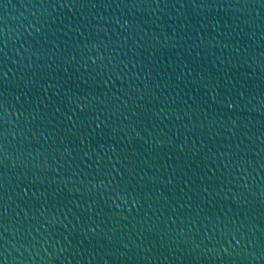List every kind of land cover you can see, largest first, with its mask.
I'll return each instance as SVG.
<instances>
[{"label": "water", "instance_id": "water-1", "mask_svg": "<svg viewBox=\"0 0 264 264\" xmlns=\"http://www.w3.org/2000/svg\"><path fill=\"white\" fill-rule=\"evenodd\" d=\"M0 264H264V0H0Z\"/></svg>", "mask_w": 264, "mask_h": 264}, {"label": "snow or ice", "instance_id": "snow-or-ice-1", "mask_svg": "<svg viewBox=\"0 0 264 264\" xmlns=\"http://www.w3.org/2000/svg\"><path fill=\"white\" fill-rule=\"evenodd\" d=\"M0 135H2V133H0Z\"/></svg>", "mask_w": 264, "mask_h": 264}]
</instances>
